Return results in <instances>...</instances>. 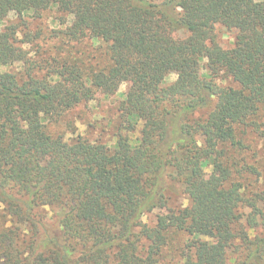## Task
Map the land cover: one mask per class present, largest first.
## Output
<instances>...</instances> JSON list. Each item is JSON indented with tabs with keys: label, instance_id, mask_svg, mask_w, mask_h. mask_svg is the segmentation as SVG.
<instances>
[{
	"label": "trees",
	"instance_id": "obj_1",
	"mask_svg": "<svg viewBox=\"0 0 264 264\" xmlns=\"http://www.w3.org/2000/svg\"><path fill=\"white\" fill-rule=\"evenodd\" d=\"M52 10L105 58L34 65L0 33V264H159L175 233L183 264H264V148L237 158L238 129L264 121V0H0V20ZM124 84L111 138L50 132ZM177 191L187 206L170 207Z\"/></svg>",
	"mask_w": 264,
	"mask_h": 264
},
{
	"label": "rangeland",
	"instance_id": "obj_2",
	"mask_svg": "<svg viewBox=\"0 0 264 264\" xmlns=\"http://www.w3.org/2000/svg\"><path fill=\"white\" fill-rule=\"evenodd\" d=\"M262 1V0H257ZM72 23V17L58 12L57 10L44 12L39 18H34L32 14L16 15L11 14L7 18L0 20V33L14 28L17 30L19 46L28 52L29 63L34 65H46L52 60H63V58L76 59L83 63V67L92 68L97 63H102L105 58V48L99 44L85 39L79 43L68 42L61 35L68 25ZM236 31L229 30L219 25L216 30L218 43L226 48H232L236 40ZM179 37L186 36L179 33ZM79 63V64H80ZM81 63V64H82ZM205 64V62H204ZM27 66L17 64L7 70L15 73H25ZM177 79L175 74L168 78V83ZM128 90V85L120 87L117 94L105 97L98 95L95 100L84 103L76 109L67 113L57 124L49 127L50 132L55 136H64L70 140L77 135L91 141L106 140L111 138L113 131L119 121V106L124 99V94ZM261 129L255 127H240L238 137L245 145L249 146L246 154H237L238 160L246 158L248 163L255 164L261 149L264 148V121L257 120ZM179 188V187H177ZM188 200L181 191L170 194V207L178 208L187 206ZM161 211L157 210L143 217V222L149 226H155L157 217ZM51 222H53L51 220ZM54 223V222H53ZM190 238L184 233H175L170 237L169 245L164 249L159 264H183V254ZM230 264H234L232 259Z\"/></svg>",
	"mask_w": 264,
	"mask_h": 264
}]
</instances>
